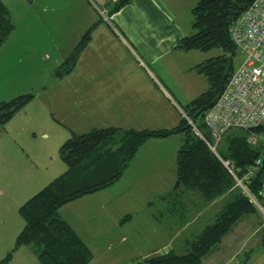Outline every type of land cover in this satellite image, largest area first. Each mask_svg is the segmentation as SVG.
I'll use <instances>...</instances> for the list:
<instances>
[{"label":"crops","instance_id":"crops-1","mask_svg":"<svg viewBox=\"0 0 264 264\" xmlns=\"http://www.w3.org/2000/svg\"><path fill=\"white\" fill-rule=\"evenodd\" d=\"M0 1L14 23V29L0 46V86H9L0 94V103L26 94L13 92L23 86L16 85L15 81L28 84L30 78L26 77L31 76L35 60H41L42 54L52 52L56 56L67 45V56L89 30L76 63L62 75H75L68 80L70 93L57 97L64 107L58 121L68 132L59 128L55 144L50 141L49 149L60 146L72 134L92 129L173 128L179 121L172 97H184L185 105L199 95L189 94L188 89L195 79L199 80L196 66L206 59L190 64L188 58L195 53L176 47L180 38L190 34L188 27L181 23L180 15L185 7L192 8L198 0H129L111 14L109 11L117 0H73V5L70 0ZM68 7L76 15L73 25L66 16ZM68 37L74 40L69 43ZM32 99L33 96L26 104ZM6 122L0 123V149L8 137L4 130ZM16 134L18 137L13 135L12 141L8 139L9 144L21 142L17 131ZM42 135L45 141L50 139L46 132ZM181 139V134H172L146 140L115 183L59 207L58 217L90 251L88 264L125 261V264H134L150 255L174 250L176 229L168 224L161 228L157 222L137 223L134 208L145 205L150 209L156 200L162 209H169L170 204L175 206V201H169L174 199L175 155ZM28 156L32 171L27 177L28 194L24 201L66 168L53 157L44 159L37 152L34 155L28 152ZM187 192L190 197L194 194ZM199 200V209L204 211L213 202L206 203L200 197ZM15 211L17 214L10 221L2 222L6 226L0 231L3 234L0 259L13 247L24 224L18 209ZM163 213L159 211L158 215L162 217ZM259 217L256 212L241 218L224 236L220 249L218 246L203 263L231 264L236 260L234 264H264V224L259 222ZM257 246L261 253L254 252ZM6 264L40 262L30 247L19 246Z\"/></svg>","mask_w":264,"mask_h":264},{"label":"trees","instance_id":"trees-1","mask_svg":"<svg viewBox=\"0 0 264 264\" xmlns=\"http://www.w3.org/2000/svg\"><path fill=\"white\" fill-rule=\"evenodd\" d=\"M252 1L196 2L190 10L191 28L194 32L180 38L176 47L185 51H207L213 48L221 50V54L196 66L198 72L206 77L208 88L181 108L182 117L173 128L134 130L107 127L72 134L66 139L58 148V154L66 166L65 170L19 206L18 212L24 224L15 237L13 247L0 259V264H6L19 246L30 247L40 264H87L91 259L90 251L66 222L58 217L57 211L70 201L115 183L122 176L137 149L150 138L181 134V143L175 155L177 186L197 193L206 203L220 197L227 200L214 220L204 226L193 240L187 242L185 252L177 253L168 249L134 264H204V259L217 248L221 239L241 218L256 212L260 214L240 188L234 185L232 177L193 132L183 116L184 114L191 119L197 128L207 135L202 122L203 115L213 105L237 66L234 58L238 56L240 60L228 28ZM128 2L129 0H117L109 13L116 12ZM13 29L14 23L8 10L0 1V46ZM88 37L89 30L55 68V76H62L71 70ZM32 96L26 93L2 101L0 123L6 122ZM250 133L264 137V128L227 130L217 145V152L223 158L230 159L242 172L255 160L260 159V166L247 186L258 202L264 205V197L258 195L264 180V143L260 140L256 145H251L247 140Z\"/></svg>","mask_w":264,"mask_h":264},{"label":"rangeland","instance_id":"rangeland-1","mask_svg":"<svg viewBox=\"0 0 264 264\" xmlns=\"http://www.w3.org/2000/svg\"><path fill=\"white\" fill-rule=\"evenodd\" d=\"M71 2H73V0H70V5H73ZM189 6V8L188 6L185 7V12L180 15V19L181 23L188 27L191 34L194 30L191 28V5ZM66 9H68L66 16L68 20H70V24L73 25L76 18V15H74L72 10L73 8L68 7ZM73 40L74 39H70V37H68L67 42L70 43ZM66 47L68 46L66 45L61 50L60 54H57L56 56L52 55V52H47L46 54L41 55V60H39V58L38 60H35V66L30 71L31 76L29 77V75H27L26 77L27 79L30 78L28 84L23 81H15L16 85L23 86H18V89L13 92L18 94L28 92L33 95V99L21 110L16 112V115L11 119V121L6 122V126L4 128L8 137L4 138L2 142H5V145L0 149V231L6 226L5 223L2 225V222H5L7 219L10 221V218H13L14 215L17 214L15 209L19 208L28 194L26 191L29 185L27 177L32 171V167L27 159V157L29 158L28 152L33 155L37 152L40 156H43L44 159H50V157H53V159L62 165V167H65V164L60 160V156L58 154L59 145H55L53 150L47 147L50 146V141H52L53 145L55 144L57 136L56 133H58L59 128L64 131V133L68 132L67 128H61V124L59 123L60 121H58V114L64 107L57 100V97L60 94L70 93L71 84H69L68 80L73 79L75 75L70 74L69 76H62L60 78L53 74L56 66L66 58L65 54L68 52ZM190 51L191 53H195L188 58L190 60V64L221 54V50L218 48L202 52L195 50ZM234 62L239 63L238 56L234 58ZM198 77L200 81L197 79L194 80L188 89L189 94L198 95L208 88L209 83L206 77L201 73ZM8 87L9 86L1 85L0 94ZM176 88L177 90L179 89L178 87ZM10 94L13 93H9V95ZM13 96L7 99L12 98ZM186 96L188 95L186 94ZM172 101H174L175 106L178 108L176 114L179 121L182 117L183 111L181 108L184 106V97H182V99H178L173 96ZM2 124H0L1 127ZM16 131L19 133L21 142L16 140L14 144H9L7 142L8 139L9 141H12L14 139L13 135L17 136ZM44 132H46L49 135L48 137H50L48 141L43 139L44 136L42 133ZM28 144L31 145L27 146ZM43 165H47V163H44ZM176 182L177 180H175L173 184V187L175 188L174 199H170L169 201L170 203L171 201H175L174 207L170 204L169 209H162V205L156 200L154 202L155 204L150 209H148L145 205L142 207L137 205L134 209L138 218V220L136 218L137 223H139V221H142L143 223L157 222L161 228L167 227V224L169 227L172 225L176 229L177 234L172 243V247L175 252L182 253L185 252L187 247V243L185 242L193 240L194 237L197 236L204 228V226L214 220V214L218 213L227 198H220L219 200L213 201L208 204V206L210 205L209 208L204 211L199 209L198 203L200 200L198 194L194 193L191 197L188 196L189 192H187L182 186H176ZM184 206L185 209H183ZM159 211L164 212L162 217L158 215ZM10 212L13 215H11ZM151 214L154 216L152 217ZM19 218L21 219L22 217L20 216ZM188 218L191 219L190 225H188V223L186 224ZM258 220L263 224L261 217H259ZM183 224L185 225L183 226ZM2 235L3 234L0 232V240L2 239ZM1 249L2 247L0 245V251ZM215 251L216 250L214 249L212 253H215ZM254 252L257 254L261 253V248L258 246L255 247ZM125 262L122 264H125ZM236 262L237 261L234 260L231 264Z\"/></svg>","mask_w":264,"mask_h":264},{"label":"built area","instance_id":"built-area-1","mask_svg":"<svg viewBox=\"0 0 264 264\" xmlns=\"http://www.w3.org/2000/svg\"><path fill=\"white\" fill-rule=\"evenodd\" d=\"M228 32L240 60L213 105L203 115L207 135L191 119L183 116L232 177L234 185L259 210L264 223V205L258 202L247 186L260 166V159L242 172L230 159L217 152V145L227 130L264 128V0H253L230 24ZM247 140L256 145L260 140L264 142V137L250 133ZM258 195L264 197V180Z\"/></svg>","mask_w":264,"mask_h":264},{"label":"water","instance_id":"water-1","mask_svg":"<svg viewBox=\"0 0 264 264\" xmlns=\"http://www.w3.org/2000/svg\"><path fill=\"white\" fill-rule=\"evenodd\" d=\"M178 185V181L176 182V186Z\"/></svg>","mask_w":264,"mask_h":264}]
</instances>
